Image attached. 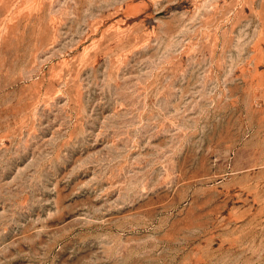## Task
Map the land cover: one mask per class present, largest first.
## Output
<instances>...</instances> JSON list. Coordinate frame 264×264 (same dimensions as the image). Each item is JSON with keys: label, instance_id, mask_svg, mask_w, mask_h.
Returning a JSON list of instances; mask_svg holds the SVG:
<instances>
[{"label": "rangeland", "instance_id": "rangeland-1", "mask_svg": "<svg viewBox=\"0 0 264 264\" xmlns=\"http://www.w3.org/2000/svg\"><path fill=\"white\" fill-rule=\"evenodd\" d=\"M0 264H264V0H0Z\"/></svg>", "mask_w": 264, "mask_h": 264}]
</instances>
